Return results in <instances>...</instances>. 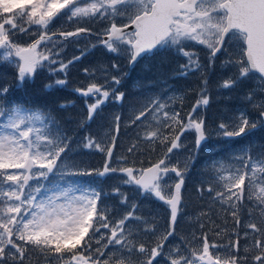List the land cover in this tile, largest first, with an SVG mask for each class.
Masks as SVG:
<instances>
[{"label":"snow or ice","instance_id":"1","mask_svg":"<svg viewBox=\"0 0 264 264\" xmlns=\"http://www.w3.org/2000/svg\"><path fill=\"white\" fill-rule=\"evenodd\" d=\"M65 17L66 22L77 24L107 21V27L96 34L99 44L110 53L126 55L129 65L154 50H174L186 59L176 73L180 76L205 67L200 54L189 45L203 46L209 69L214 66L217 54L227 51L226 43L233 45L234 50L222 65L230 67L232 72L219 87L232 89L244 80L255 79L259 87L250 90L244 98L258 112V117L252 119L246 110H237L227 121H220L217 135L231 139L251 133L258 125L264 126V0H0V62L15 67L18 86L45 67L52 74H66L69 66L85 54L86 50L81 51L67 62L57 59L63 52L61 45H66L70 38L92 34V29L81 26L71 31H51V26ZM120 20L127 22L118 23ZM19 34L35 39L21 43L16 39ZM112 69L118 70L119 65L113 63ZM83 71L90 82L74 89L85 98L86 104L87 115L80 127L93 120L108 100L119 103L125 96L118 89L120 76L109 77L105 71L101 84L96 82L95 70ZM66 83V79H56L44 87L51 89ZM207 84L204 76L198 98L186 114L173 110L156 97L134 116L131 123L143 118L145 131L128 148V153L138 150L140 143L151 145L153 151L157 143L166 148L156 162L139 168L121 166L127 164L126 157L118 158L117 166H113V147L105 149L92 136L84 137L83 148L106 151V159L102 169L82 168L79 162L66 159L72 137L51 112L15 102L6 107V101L0 99V264L30 262L32 251L43 256L44 264H157V258L165 255L168 264L246 261L247 256L239 255L238 234L236 241L226 245L210 243L208 233L193 234L190 240L182 237V244L164 253L165 242L175 234L182 187L188 162L193 158L189 156L181 167L179 161L171 163L170 155L183 147L181 139L187 132H194L197 149L207 139L204 116L193 115L209 104ZM8 91V87H0V97H6ZM88 98L93 102L89 103ZM169 99L182 104L184 95ZM120 119L119 115L113 118L117 132ZM112 140L114 144L116 136ZM211 171L213 178L207 182L206 190L212 194L213 204L219 202L221 210L239 225L247 191V199L254 201L249 216L258 207L264 223V152L254 158L250 148H242L239 155L231 156L228 161H213ZM109 174L123 177L111 193L75 179L85 175L103 178ZM121 184L135 186L136 192L154 197L170 212L167 230L151 246L140 238L156 236L157 225L136 215V203H131L130 209L119 218L113 214L120 209L104 203L113 195L119 197V205L129 207L128 194L121 190ZM197 191L203 195L205 189L198 186ZM130 221H135V226L129 227ZM246 227L258 236L254 246L259 254L252 257L253 264H264V230L256 222ZM248 235L246 231L244 237ZM110 247L112 250L106 251ZM248 251L246 248L245 252Z\"/></svg>","mask_w":264,"mask_h":264},{"label":"trees","instance_id":"2","mask_svg":"<svg viewBox=\"0 0 264 264\" xmlns=\"http://www.w3.org/2000/svg\"><path fill=\"white\" fill-rule=\"evenodd\" d=\"M71 28L67 27V29ZM90 37L86 34L81 38H70L67 46L63 48L62 54L57 59L67 62L72 59V56L79 55L82 47L78 44L81 41L89 40ZM16 39L18 42L27 43L31 39H35V37L19 34ZM96 44L97 48L85 52L80 60L75 61L69 66L66 74H52L45 67L42 70H38L33 78L26 80L22 86H18L15 67L6 62H0V87L6 86L9 89L6 97H0V99L6 101V107L15 102L33 109L39 108L45 112H51L64 128L66 134L72 137L71 150L68 151L66 159L79 162L82 168L102 169L105 161V152L83 148L85 136L94 137L105 148L113 143L112 137L116 136L113 155L116 154L117 158L126 157L127 159V164L121 166L146 167L161 158L166 148L157 143L155 151H153L151 145L140 143L138 150L129 154L128 148L134 141H139L141 139L140 134L145 131V128L142 126L143 118L142 121H138L136 124H132L131 120L139 111H142L147 106V103L151 99L156 97H159L161 102H167L173 110L186 114L192 110V105L195 104L198 98L197 92L199 87L188 88L187 83L164 84L159 82V77H157L155 83L134 84L133 74L125 76L118 86L119 91L125 93L124 99L119 103L108 100L93 120L86 122L83 127H80L81 120L87 115L86 104L85 98L75 92L74 89L84 87L90 82V78L85 75L83 70L85 68L89 69L91 66L96 74L101 76V66L113 58L112 53L102 51L99 43L96 42ZM167 56H174V52H169ZM202 62L205 67L195 73L197 75L195 76L196 78L194 77V81L199 83L204 76L207 77L209 104L201 106L193 115L197 117V115H200L198 111H202L201 116H204L208 130L207 139L197 149L193 139L194 132H187L183 136L186 135L189 141L182 148L174 150L170 155L174 160L176 159L180 162L181 167L184 166L189 156L193 158L188 162L187 166L185 184L182 188L181 211L175 224V234L165 242L164 251L168 252L173 246L182 244V237H187L190 240L193 234L202 236L203 233H208L209 242L220 245H226L229 241H236L238 234L240 238L239 255L241 257L247 256V260L242 262V264H253L252 257L259 254V250L254 246V240L258 236L247 229L246 225L256 222L264 230V223L261 222V218L259 217L258 207L253 210V214L250 217L248 212L249 209H253L254 201L247 199L248 193L246 191L243 210L240 213L241 222L239 225H236L232 217L221 210L219 202L213 204L211 200L212 194H209L206 189L208 186L207 182H210L213 178L211 171L213 161L221 159L228 161V158L233 155H239L240 150L246 147L251 149V154L254 158L257 154L264 152V126L258 125L257 129L251 133L231 139L220 137L216 132L220 121L222 119L227 121V118L234 115L237 110H246L252 119L258 117V112L254 111L251 103L244 98L255 86L251 79H248L232 89H222L219 87V84L232 72V69L230 67H222V65H217L216 63L209 69L207 67L208 60L205 58ZM55 67H58V65H55ZM124 68H127L126 63H124ZM152 72L155 71L152 70ZM202 72L204 76L201 75ZM149 74H152L151 70L147 69L145 75L148 77ZM143 75L142 72L139 74L140 77H143ZM98 76H95L96 82L102 84V79ZM56 79H66L67 83L65 86L53 87L51 89L44 87L45 84L52 83ZM179 95H184L182 104L179 101L173 103L169 99L170 97ZM257 98H259V93L257 94ZM88 102H93L92 98H88ZM61 104L67 106L61 108ZM116 115L121 117L118 132L113 122V118ZM113 159L114 157H112ZM122 178L121 174H109L103 178L96 177L95 175H85L78 176L75 179L85 184L98 185L105 192L111 193V189ZM198 186L205 189L203 195L197 191ZM120 188L128 194V208L119 205V197L113 195H109L104 200V203L120 209L119 213L113 214L115 218H119V216L129 210L131 203H136L138 205L136 215L147 218L150 223L155 222L157 225L156 236L140 238L142 242H150L149 246H151V243L155 242L156 237L162 235L167 230L168 210L166 206L162 202L154 200V198L144 200L143 196L134 190L135 186L133 185L121 184ZM201 213H207V215H201ZM128 223L129 227H133L136 222L130 221ZM132 223L133 226H131ZM201 224L204 226L203 229H201ZM140 227L142 228L143 225H140ZM222 229L225 231H221ZM234 229L235 231H233ZM246 231L249 233L247 238L244 237ZM217 232L220 235H217ZM197 243H202V241H197ZM246 248L249 249L248 252H245ZM111 250L110 247L106 251ZM29 256L30 262L26 260L25 264H44L43 256L37 252L32 251L29 253ZM162 261L168 264L166 255L157 258V264H160Z\"/></svg>","mask_w":264,"mask_h":264},{"label":"flooded vegetation","instance_id":"3","mask_svg":"<svg viewBox=\"0 0 264 264\" xmlns=\"http://www.w3.org/2000/svg\"><path fill=\"white\" fill-rule=\"evenodd\" d=\"M66 20H67L66 17L63 19L57 20L51 26V31L55 32L57 31V29L69 31L66 28L70 23L66 22ZM126 22H127L126 20L118 21V23H126ZM107 24H108L107 21L101 22L99 20H96V21H91V22H85L83 27L92 29V34H88V35L91 36L92 38L99 40V37L96 34L101 33L103 30L101 27L105 28L107 27ZM67 44L65 46H67ZM99 46L101 49L103 48L104 50H107L102 45L99 44ZM88 47L91 48V46H88ZM105 52L109 53L107 51ZM169 52H174V56H167ZM112 56L114 57V54ZM114 61L115 60H113V62ZM117 63L119 64V69L114 70L111 67V60L106 61L102 67L103 72L105 73L106 71L109 77L111 75H118L122 78V81L125 76H131V74H133L132 77H133L134 84L136 83H147V84L155 83L157 77H159V82L164 83V84L173 85V84L187 83V76L176 75V73L179 72V65L186 63V59L178 55L172 49L165 48V49L154 50L153 53L151 54L142 55L141 57L137 59L135 63L131 65L128 64V59L126 55H119ZM124 63L127 64V68H124ZM147 69L151 70V73H152V74H149L148 77L145 75ZM152 70H154L155 72H152ZM141 72L144 74L143 77L139 76Z\"/></svg>","mask_w":264,"mask_h":264},{"label":"rangeland","instance_id":"4","mask_svg":"<svg viewBox=\"0 0 264 264\" xmlns=\"http://www.w3.org/2000/svg\"><path fill=\"white\" fill-rule=\"evenodd\" d=\"M83 26H84V23L82 24ZM102 29H104V27H101ZM31 41V40H30ZM96 42H99V40L98 39H95V38H92V37H90L89 38V40L87 39V40H84V41H81L78 45L80 46V47H82V51H84V50H86L85 52H88V51H92V50H94V48H97V47H93V45H97L96 44ZM88 46H91V48H89ZM190 47H194V50L195 51H197L199 54H200V60H201V63H203L202 62V60H204L205 58L207 59V51L203 48V46H200V45H194V46H192V45H189ZM61 47L62 48H64V47H66L65 45H61ZM225 48L227 49V51H221L219 54H217V57H216V59H215V61H214V63H216L217 65H223V62L225 61V60H227L228 58H229V54L234 50V46L233 45H231V44H227L226 43V45H225ZM90 49H92V50H90ZM102 51H107V50H104L103 48H102ZM108 52V51H107ZM110 53V52H109ZM81 54V52L79 53V55ZM112 54H114V57L111 59V67H112V64L113 63H116V64H118L117 63V60H118V54H115V53H112ZM79 55H74V56H79ZM73 57V56H72ZM184 58V57H183ZM113 60H115L114 62H113ZM104 65V64H103ZM119 65V64H118ZM103 66H101V68H100V73H101V76H98L97 74H96V76H98V77H101V79H102V82L104 83V79H103V76H104V72H103V68H102ZM42 70V69H41ZM93 70V68L90 66L89 67V71L91 72ZM197 71H193V72H190L188 75H187V87L188 88H195V87H199L200 86V82L199 83H196V81H194V77L197 75H195V73H196ZM118 76V75H117ZM88 77V76H87ZM196 78V77H195ZM198 78V77H197ZM89 81H90V79H89ZM192 81H194V82H192ZM251 81L253 82V84H254V86H255V88H258L259 87V84H258V82L255 80V79H251ZM190 82H192V83H190ZM102 83V84H103ZM190 83V84H189ZM252 84V85H253ZM198 91H199V88H198ZM198 113L201 115L202 114V111L200 110V111H198ZM138 114V113H137ZM197 117H199L198 115H197ZM194 138H195V134H194ZM193 138V139H194ZM189 141V139H188V137L185 135V136H183L182 137V139H181V144L184 146L187 142ZM107 148V147H106ZM105 148V149H106ZM114 152V151H113ZM105 153H106V151H105ZM113 157H114V159L111 161L112 162V164H113V166H117V164H116V161H117V157H116V154H114L113 155ZM169 183H172V181H169ZM143 196V195H142ZM143 198H144V200H146V199H148V198H154V197H147V196H143ZM154 200H155V198H154ZM158 202H160V201H158ZM161 203V202H160ZM133 225V223L131 224V226ZM164 253L165 254H167L168 252L167 251H164ZM160 264H166L164 261H162Z\"/></svg>","mask_w":264,"mask_h":264},{"label":"water","instance_id":"5","mask_svg":"<svg viewBox=\"0 0 264 264\" xmlns=\"http://www.w3.org/2000/svg\"><path fill=\"white\" fill-rule=\"evenodd\" d=\"M111 146H112V145H111ZM112 147H113V146H112ZM148 166H150V165H148ZM148 166H147V167H148ZM169 216H170V212H169Z\"/></svg>","mask_w":264,"mask_h":264}]
</instances>
